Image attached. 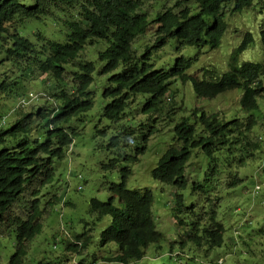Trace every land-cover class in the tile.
<instances>
[{"label": "trees", "instance_id": "1", "mask_svg": "<svg viewBox=\"0 0 264 264\" xmlns=\"http://www.w3.org/2000/svg\"><path fill=\"white\" fill-rule=\"evenodd\" d=\"M170 1L154 5L151 14L141 8L143 0H0V64L5 65L0 74V98L18 95L24 79L33 71L49 76L52 81L49 85L45 83L44 89L48 91L42 97L51 102L49 108L37 105L31 111L18 109L10 126L0 123V232L15 236L9 264H22L29 242L42 230L48 208L59 200L55 194L45 193L44 186L54 178V161L63 158L77 134L71 121L93 104V92L89 89L94 81L93 61L84 59L72 65L89 42L105 44L97 50L102 64L96 72L107 75L101 93L106 100L101 115L114 125L104 145L112 157L102 168L111 170L122 160L126 163L119 169V181L107 187L110 197L105 201L95 197L89 200V211L97 220L103 215L110 217L99 232L98 246L114 244L118 248L117 254L103 260L143 264L139 261L148 245L162 239L151 213V191L129 189L126 180L131 173L129 164L144 152L147 137L157 129L155 123L171 118L178 110L171 86L174 82L190 81L194 93L206 98L238 88L241 109L248 112L257 108V98L264 92L261 80L264 66L239 60L242 51L253 42L249 30L230 50L227 69L222 72L202 66L188 73L195 58L182 54H177L168 69L154 67L152 58L153 52V57L159 58L170 39H175L179 47H218L228 26L225 13L246 10L257 0ZM260 1L264 6V0ZM58 12L67 28L62 41L48 38L29 22ZM151 24H155L150 30L152 42L141 41ZM259 37L264 52V20ZM142 43L143 49L138 51ZM136 104H140L137 110L145 116L144 122L134 123L127 116ZM255 124L251 114L225 119L217 113L194 108L189 116H181L173 123L174 145L168 146L157 159L151 169L152 177L172 184L177 190L190 185L200 193H209L211 187L215 190L224 183L229 189L236 187L242 181L237 168L260 148L259 139L252 134ZM142 126H147L144 131L140 130ZM108 127L97 128L96 135L104 137ZM194 149L205 156L206 184L194 180L189 170ZM114 197L119 205L113 203ZM172 215L177 226L183 229L187 226L180 247L187 242L206 249L222 244L224 227L216 220L214 209L208 214H196L176 192ZM90 240L91 233L86 230L65 232L59 240L63 245L59 257L37 264H90L82 257ZM175 260L174 264L182 263L178 257Z\"/></svg>", "mask_w": 264, "mask_h": 264}, {"label": "rangeland", "instance_id": "2", "mask_svg": "<svg viewBox=\"0 0 264 264\" xmlns=\"http://www.w3.org/2000/svg\"><path fill=\"white\" fill-rule=\"evenodd\" d=\"M166 2L167 0H143L141 8L153 14L152 7L154 5L161 6ZM192 2L193 0H191ZM225 20L228 26L218 47L190 45L179 47L175 39H170L161 50L159 58L153 57L155 53H152V58L155 60L154 67L168 69L177 54H182L185 57L195 58L187 70L188 73H193L202 66H210L218 72H222L227 69L226 63L230 50L241 41L246 30L252 33L254 39L242 51L239 60L260 62L264 66V52L259 37L260 24L264 20V6L261 1L257 0L251 8L242 12L234 14L226 12ZM29 22L38 31L56 41H62L67 32V28L61 20L42 18ZM154 27L155 24L150 25L146 31L147 34L141 41L152 42L153 36L150 30L153 31ZM94 43V41L88 43L80 52V56L72 62V65H76L86 58L93 61L95 65L94 81L89 86L93 92V104L78 119L71 121L77 134L73 137L63 158L60 161H54V178L50 184L44 186L45 193L55 194L59 200L53 202L48 208V215L43 222L42 230L29 242L22 264H37L41 261H48L52 257H59V253L63 249L59 240L65 232H82L84 230L91 233V240L83 252V258H86L90 264H119L115 261L103 260V257H111L118 253L116 245L98 246L99 232L109 223V215H103L97 220L95 215L89 211L90 198L95 197L105 201L110 197L107 187L110 183L119 181V169L126 165L122 160L114 169L105 170L102 168V164L107 163L112 157L104 145L112 135L114 125L101 115L102 107L106 101L101 93L107 75H97L96 72L102 64L97 58V50L103 49L105 44L95 43V45ZM132 46L136 47L135 42L132 43ZM143 46L142 43L138 51H141ZM4 68L5 65L0 64V74ZM50 79L47 75L33 71L30 77L24 79L18 95L0 98V120L5 118L4 127L10 126L13 114L17 109L16 102L19 94L33 91L38 92L37 94L41 96L44 91H48L47 88H44L52 82ZM261 80L264 85V75ZM171 86L175 90L174 97L178 103V110L171 118L159 119L160 121L155 123L157 129L147 137L144 143V152L139 155L137 161L129 164L131 173L126 180V187L129 189L151 191L153 198L151 213L155 227L162 235L159 242L148 245L145 255L139 262L143 264H174L177 263L175 257H178L182 263L188 262L189 264H264V92L257 98V108L244 112L240 107L241 90L238 88L225 90L214 97L206 98L194 93L190 81L183 84L177 80ZM41 100L27 105L22 110L31 111L35 109L32 106L37 105H45L47 108L51 106L48 99ZM139 106L140 104L133 105V108L128 110L127 116L134 123L145 121V116L137 110ZM194 108L205 113H217L218 116L225 119L234 116L241 118L247 114L254 116L256 124L252 129V134L259 139L260 148L255 152L254 157L246 160L242 166L237 168L238 176L242 178V181L236 187L229 189L224 183L215 190L211 187L209 193H200L193 191L190 185L177 190L172 184L161 182L152 177L151 169L155 166L157 159L168 146L174 145L173 123L181 116H189ZM192 119L190 117L189 120L192 121ZM107 125L110 127L107 128L104 137L96 135L97 128ZM146 127L142 126L140 130L144 131ZM189 161L191 165L188 167L194 180L206 184L203 178V171L206 167L205 156L201 151L198 152L197 149H194ZM207 184L213 186L209 182ZM32 186L37 185L32 183ZM176 192L183 196L184 205L192 206L196 214H208L212 209L215 210L216 220L224 227L223 242L220 246L206 249L204 246L200 247L187 242L184 247H180V238L187 226L184 229L177 226L172 215ZM113 203L119 205L116 197H114ZM188 214L190 215L189 211ZM53 245H55L54 248ZM14 248V233L9 235L6 232H0V264H9V258ZM92 257L95 260H92ZM73 260L77 261L78 258Z\"/></svg>", "mask_w": 264, "mask_h": 264}, {"label": "clouds", "instance_id": "3", "mask_svg": "<svg viewBox=\"0 0 264 264\" xmlns=\"http://www.w3.org/2000/svg\"><path fill=\"white\" fill-rule=\"evenodd\" d=\"M189 1H191V0H189ZM188 1V2H189ZM255 1V0H254ZM262 3V2H261ZM253 5V4H252ZM252 5L249 7V8H251L252 7ZM248 8V9H249ZM242 12V11H241ZM43 19H45V20H53V19H57V20H61L62 21V19H63V15H61L59 12L58 13H55L54 15H48V16H44L43 17ZM95 42V41H94ZM90 43V42H89ZM96 44H99V43H101L102 44V42L101 41H99V42H95ZM94 43V44H95ZM95 44V45H96ZM86 45H88V44H86ZM96 49H98V47H96ZM95 49V50H96ZM82 52V51H81ZM80 56V55H79ZM78 56V57H79ZM87 59V58H86ZM38 92H33V91H27V92H25V93H23V94H19V96H18V98H17V102H16V107H17V109H16V111L18 110V109H24V107H26L27 105H29V104H31V103H35L36 101H39V100H41L42 99V97L44 96V92L42 93V95L41 96H39L38 94H37ZM3 98V97H2ZM5 118L3 117L1 120H0V123L1 124H5Z\"/></svg>", "mask_w": 264, "mask_h": 264}]
</instances>
